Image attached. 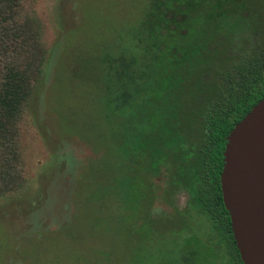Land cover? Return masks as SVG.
I'll return each mask as SVG.
<instances>
[{
    "label": "trees",
    "instance_id": "1",
    "mask_svg": "<svg viewBox=\"0 0 264 264\" xmlns=\"http://www.w3.org/2000/svg\"><path fill=\"white\" fill-rule=\"evenodd\" d=\"M14 2L0 0V7ZM255 2L264 0H140L97 57L103 109L117 126L113 137L120 149V173L112 189L120 188L136 207L145 201L151 215L139 220L143 240L163 239L152 222L167 220L159 222L175 250H167L161 264H202L198 242L212 249L217 264H244L220 175L229 132L264 98V39L251 33L258 9L245 6ZM7 14L0 21V141L5 147L44 62L41 44L30 41L23 27L9 25ZM238 36L256 40L258 53L239 54ZM25 54L27 66L19 63ZM162 179L159 191L156 181ZM7 189L0 185V195ZM180 194L185 196L181 203Z\"/></svg>",
    "mask_w": 264,
    "mask_h": 264
},
{
    "label": "rangeland",
    "instance_id": "2",
    "mask_svg": "<svg viewBox=\"0 0 264 264\" xmlns=\"http://www.w3.org/2000/svg\"><path fill=\"white\" fill-rule=\"evenodd\" d=\"M139 1L15 0L0 7V21L8 12L9 25L23 27L44 51L42 76L8 132L10 149L0 141V185L8 187L0 195V264H161L167 250L174 253L159 222L167 220L152 222L163 239L143 240L137 228L149 212L145 201L136 207L112 189L120 149L117 126L105 117L97 57ZM25 55L19 63L27 66ZM156 182L161 191L165 179ZM178 197L183 202L184 194ZM198 246L202 264H217L209 246Z\"/></svg>",
    "mask_w": 264,
    "mask_h": 264
},
{
    "label": "water",
    "instance_id": "3",
    "mask_svg": "<svg viewBox=\"0 0 264 264\" xmlns=\"http://www.w3.org/2000/svg\"><path fill=\"white\" fill-rule=\"evenodd\" d=\"M220 185L244 264H264V98L235 124L223 152Z\"/></svg>",
    "mask_w": 264,
    "mask_h": 264
},
{
    "label": "flooded vegetation",
    "instance_id": "4",
    "mask_svg": "<svg viewBox=\"0 0 264 264\" xmlns=\"http://www.w3.org/2000/svg\"><path fill=\"white\" fill-rule=\"evenodd\" d=\"M246 7H250L251 9L255 8L258 9L257 10V15L259 16L254 20L255 23V27L252 28L253 32L251 31V33H254L258 36L259 39H264V21H263V15H264V2H255V3H251V4H245ZM248 36V35H246ZM246 36H238L241 39V42L238 43V51L239 54L243 55L244 53L247 56H253L256 55L258 52V50L256 49V40H252L250 37H246ZM254 41V42H252ZM224 45H222L221 47H223ZM260 52V51H259ZM240 71V70H237Z\"/></svg>",
    "mask_w": 264,
    "mask_h": 264
}]
</instances>
